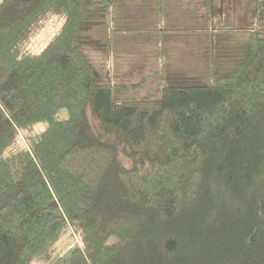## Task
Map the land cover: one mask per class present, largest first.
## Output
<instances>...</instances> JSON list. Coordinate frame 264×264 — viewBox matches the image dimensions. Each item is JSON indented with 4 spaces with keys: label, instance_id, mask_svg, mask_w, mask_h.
<instances>
[{
    "label": "trees",
    "instance_id": "16d2710c",
    "mask_svg": "<svg viewBox=\"0 0 264 264\" xmlns=\"http://www.w3.org/2000/svg\"><path fill=\"white\" fill-rule=\"evenodd\" d=\"M134 1H0V264H264V0L243 25L220 0L120 24ZM140 34L153 65L124 82Z\"/></svg>",
    "mask_w": 264,
    "mask_h": 264
},
{
    "label": "rangeland",
    "instance_id": "374dc122",
    "mask_svg": "<svg viewBox=\"0 0 264 264\" xmlns=\"http://www.w3.org/2000/svg\"><path fill=\"white\" fill-rule=\"evenodd\" d=\"M1 1V0H0ZM182 10L198 8V0H181ZM220 5L223 10L231 13L234 21L238 25H243L247 17V3L246 0H220ZM153 6L150 0H136L134 2L123 4L118 13L120 17V24L134 26L146 24L151 21ZM175 14V13H174ZM170 25L182 26L190 24V19H184L177 14L172 16L169 13ZM198 17L201 18V11H198ZM57 25L51 24L46 26L34 39L31 44V49L34 51L41 50L50 38L53 36ZM224 39L227 44L233 45L237 42L240 44L244 40L242 37L235 39ZM171 43V50L184 56L186 59L195 55L197 52L203 51L205 44V37L203 35H171L169 37ZM152 38L146 34L121 36L118 38L119 45L125 49V53L120 55L119 74L124 82H135L144 76L148 69L153 65V58L150 54L152 48ZM68 251L64 252L59 264H68Z\"/></svg>",
    "mask_w": 264,
    "mask_h": 264
}]
</instances>
